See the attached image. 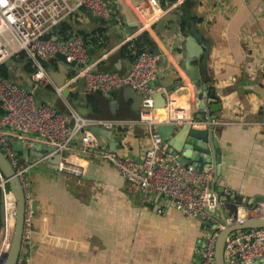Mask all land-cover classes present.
I'll return each mask as SVG.
<instances>
[{"label": "crops", "instance_id": "obj_1", "mask_svg": "<svg viewBox=\"0 0 264 264\" xmlns=\"http://www.w3.org/2000/svg\"><path fill=\"white\" fill-rule=\"evenodd\" d=\"M138 1L111 0L107 22L79 9L61 23L59 37L85 34L95 67L125 74L132 61L122 53V47L143 34H135L139 23L131 9ZM160 2L167 11L148 31L155 47L147 51L160 55L159 73L152 84L167 88L163 93L166 100L172 97L193 111L204 84L206 93L216 92L222 105L221 110L212 112L218 121L214 129L221 149L216 188L231 203L264 200V125L258 124L264 122V0ZM104 36L106 44L101 45ZM201 40L208 48H203ZM45 65L55 85L64 89L62 95L54 86L39 90V103L47 102L65 113L70 105L85 116L105 120L134 119L139 94L131 86L120 87L113 94L89 95L81 81L71 83L78 66L67 70L52 56L46 58ZM8 66L10 80L30 87L23 62L13 59ZM155 100L159 105L165 103L159 91ZM207 120V113L199 119ZM180 128L178 125L175 133ZM196 128L206 126L198 124ZM92 130L100 147L133 161H141L149 145L146 124ZM30 139L34 148L28 154L17 151L23 164H32L28 177L36 203L25 264L199 263L200 251L213 228L207 221L185 216L162 195H143L135 182L125 179L98 152L83 154L79 140L71 152L81 155V178L42 160L50 145L37 134ZM190 164L198 167L194 161ZM211 183L212 179L210 187ZM4 225L0 189V246Z\"/></svg>", "mask_w": 264, "mask_h": 264}, {"label": "built area", "instance_id": "obj_2", "mask_svg": "<svg viewBox=\"0 0 264 264\" xmlns=\"http://www.w3.org/2000/svg\"><path fill=\"white\" fill-rule=\"evenodd\" d=\"M243 1L248 3L250 0ZM110 3L111 0H0V69L22 53L32 66L26 77L30 87L21 86L0 73V150L20 179L26 200L22 245L16 264H25L34 210L28 177L32 164L22 163L14 144L17 139L31 146L30 135L33 134L39 135L51 146L42 160L60 155V171L77 178L83 176L81 155L71 152L74 142L79 140L83 154L98 152L125 179L135 182L143 195L151 192L162 195L185 216L207 221L213 228L200 251L198 264H215L219 231L235 220L264 217V200L252 204L231 203L226 197L216 196L209 184L214 174L212 166L207 170L193 164L184 166L172 153L158 133L157 126L162 123L181 125L193 120L195 111L180 105L172 97L165 106L156 105L155 93H167L165 86L152 84L159 73V54L141 51L129 70L120 74L95 67L91 62L90 42L85 34L59 37L61 23L79 9H87L93 16L108 21ZM131 9L139 23L135 34L151 30L167 11L160 0H139ZM100 43L106 44L105 36ZM106 50H110L108 45ZM57 53L63 54L68 63L76 62L78 67L70 80L71 83L81 81L85 94H110L120 87L131 86L142 96L139 117L105 120L85 116L70 105L65 113L47 102L39 103V90L54 86L59 95L63 93L64 87L55 85L45 65L46 58L55 57ZM217 123L214 119L204 122L195 120L196 125L206 127ZM129 124H146L149 128V145L141 161L121 157L108 147H100L99 138L92 130V127L98 126L115 129ZM258 124L264 125V122ZM0 189L4 194L5 213L4 236L0 246V264H3L16 227L17 202L4 174L0 175ZM225 259L228 264H249L264 259V227L241 229L229 234L225 243Z\"/></svg>", "mask_w": 264, "mask_h": 264}, {"label": "water", "instance_id": "obj_3", "mask_svg": "<svg viewBox=\"0 0 264 264\" xmlns=\"http://www.w3.org/2000/svg\"><path fill=\"white\" fill-rule=\"evenodd\" d=\"M194 36L200 39L194 32ZM203 48H208L205 41L201 40ZM59 66L65 69H70L76 66V62L68 63L63 54L57 53L56 56ZM207 86L204 84L202 90L198 91L195 100L196 111L194 119L189 120L181 124V128L175 133L178 125L175 123H162L157 126L158 133L162 136L164 141L168 144L170 150L176 155L182 165L187 166L191 161L196 162L198 167L205 164L207 170L210 166L213 167L214 174L212 177L211 190L216 196H220L217 186V181L221 174V149L219 146V140L215 135L214 126L206 127L204 129L196 128L195 120H199L202 114L207 113L209 120L216 118L212 112H216V109L221 110L222 105L218 103V96L215 91L211 90L205 92ZM110 94H113L111 92ZM139 99H135L139 103V107H136L134 118L139 117L140 104L142 96L138 95ZM162 99L165 101L163 105L167 103L165 94L161 93ZM175 133V134H174ZM34 146H28L23 141L18 140L14 144L16 151H23L28 154ZM51 149H49L50 151ZM60 155H53L47 160L55 163L58 169ZM0 170L5 177L9 179V186L15 195L17 202V216H16V227L13 233L11 247L4 256L3 264H16L23 238L24 231V219L26 210L25 192L22 183L9 160L6 158L4 153L0 150ZM36 209V203L33 202V210ZM253 227H264V217L246 219L245 221L235 220L225 225L223 229L219 231L215 245V264H228L225 259V243L229 234L241 230L249 229ZM256 263L264 264V259L254 261ZM250 264V263H249Z\"/></svg>", "mask_w": 264, "mask_h": 264}, {"label": "trees", "instance_id": "obj_4", "mask_svg": "<svg viewBox=\"0 0 264 264\" xmlns=\"http://www.w3.org/2000/svg\"><path fill=\"white\" fill-rule=\"evenodd\" d=\"M59 33V30H58ZM135 45V46H134ZM155 47V43L154 41L151 39L149 33L147 30L143 31V34L141 35V37H139V39L137 41H129L127 42L123 47H122V53L126 56H128L132 63L135 61L137 55L139 52H141L142 50L147 48H153ZM14 60H18L23 62V67L25 69V73H29L32 71V66L30 64V61L26 58V55L24 53L15 56ZM0 73H2L4 76H6L7 78H11V71L9 69L8 63H6L5 65H3L0 69Z\"/></svg>", "mask_w": 264, "mask_h": 264}, {"label": "rangeland", "instance_id": "obj_5", "mask_svg": "<svg viewBox=\"0 0 264 264\" xmlns=\"http://www.w3.org/2000/svg\"><path fill=\"white\" fill-rule=\"evenodd\" d=\"M97 18V17H96ZM107 22V21H106ZM80 34H82V33H80ZM11 60H9L8 61V63L10 62ZM180 104V103H179ZM180 105H182V104H180ZM196 121H198L199 122V120H196ZM50 149H51V146H50Z\"/></svg>", "mask_w": 264, "mask_h": 264}]
</instances>
